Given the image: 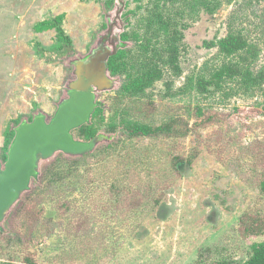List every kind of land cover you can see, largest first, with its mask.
I'll use <instances>...</instances> for the list:
<instances>
[{"label": "rangeland", "instance_id": "rangeland-1", "mask_svg": "<svg viewBox=\"0 0 264 264\" xmlns=\"http://www.w3.org/2000/svg\"><path fill=\"white\" fill-rule=\"evenodd\" d=\"M183 3L0 0V158L18 124L39 112L53 116L76 61L104 43L110 51L136 52L149 11L174 16ZM182 14L188 28L180 75L166 70L137 98L125 91L126 74L107 71L112 85L95 90L91 118L98 141L83 155L56 152L40 160L29 189L0 224V262L199 264L198 250L206 247L203 262L244 261L250 244L264 240V195L257 188L264 173V84L255 92L230 79L219 90L197 85L236 60L212 45L230 29L248 41L264 74V0H220L212 13L186 4ZM123 111L178 129L128 137L120 129ZM254 223L244 233L242 226Z\"/></svg>", "mask_w": 264, "mask_h": 264}, {"label": "trees", "instance_id": "trees-1", "mask_svg": "<svg viewBox=\"0 0 264 264\" xmlns=\"http://www.w3.org/2000/svg\"><path fill=\"white\" fill-rule=\"evenodd\" d=\"M182 1L184 2L182 4L184 6H182V8L178 7L174 16H170L171 14H164L162 11H149L143 26L145 36L136 52H132V50L128 48H120L119 50L112 51V53L108 55L106 60L107 71L109 70L113 75L119 73L126 74L125 91L128 96L137 98L143 97L148 88L152 87L156 81L163 79L166 70L171 71L174 76L180 75V51L183 44L184 31L188 28L187 24L180 20L183 16L182 12L185 5L187 4V6H190L191 10L198 8L212 13L220 4V0ZM103 8L104 13L107 14L108 10L105 3ZM114 19L117 21V18ZM119 25L122 26V24ZM121 39L127 41L125 36ZM212 45L217 46L221 54L227 57L235 56L236 60L230 61L228 64L225 63L217 70L212 78H200L197 82L200 91H206L208 86H212L213 90H219L221 88V82L225 79L238 82L245 92L263 90L264 74L261 71H256L253 58L256 54L253 49L249 48V43L243 35L230 29L224 37L219 38L216 42L212 43ZM251 55L253 57H251ZM172 85V81L166 82L167 89H171ZM95 109L87 123L72 130V134L76 139L90 141L98 138L96 128L91 121ZM126 112L127 111H123L121 114L127 115ZM128 116L129 115H127V117L123 116V123L120 127L122 132L128 137H148L165 134L167 132L170 133L173 128L178 129L175 125L172 127L167 124L153 126L145 122L130 119L131 117ZM108 131L111 133L116 132L115 126L109 128ZM59 153L66 155L64 152ZM68 157L77 161L79 156ZM6 158L7 155L5 154L1 160L4 162ZM71 172L73 173V170L69 169L68 173ZM54 174L59 177L62 175L60 172ZM66 175L70 176L69 174ZM257 188L264 195V173L258 180ZM254 226L255 223L254 225H245L242 226V230L244 229L243 231L246 234H251L254 230ZM209 250L210 248L208 247L200 248L197 253L196 262L199 264H264V240L255 241L250 244V255L244 261L220 258L209 262H203L206 251ZM34 263V260L29 257H25L21 263H15L14 261L0 262V264Z\"/></svg>", "mask_w": 264, "mask_h": 264}, {"label": "water", "instance_id": "water-1", "mask_svg": "<svg viewBox=\"0 0 264 264\" xmlns=\"http://www.w3.org/2000/svg\"><path fill=\"white\" fill-rule=\"evenodd\" d=\"M111 53L104 43L74 63L75 78L69 83L67 97L50 119L39 112L31 121L24 120L16 126L7 158L4 162L0 158V224L10 207L29 189L41 159L56 152L82 155L95 146L98 138L78 140L72 130L90 120L97 106L95 90L111 87L106 67Z\"/></svg>", "mask_w": 264, "mask_h": 264}]
</instances>
